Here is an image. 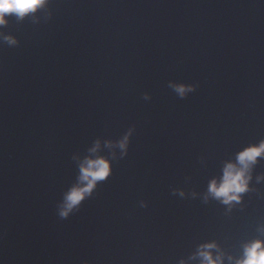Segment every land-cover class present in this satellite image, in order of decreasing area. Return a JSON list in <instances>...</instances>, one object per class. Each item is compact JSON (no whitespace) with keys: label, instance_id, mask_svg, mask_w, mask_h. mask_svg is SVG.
Listing matches in <instances>:
<instances>
[{"label":"water","instance_id":"obj_1","mask_svg":"<svg viewBox=\"0 0 264 264\" xmlns=\"http://www.w3.org/2000/svg\"><path fill=\"white\" fill-rule=\"evenodd\" d=\"M0 31L19 40L0 38V264H199L200 244L238 254L264 228V160L243 205L204 199L264 140V0H52ZM130 129L60 219L79 158Z\"/></svg>","mask_w":264,"mask_h":264},{"label":"clouds","instance_id":"obj_2","mask_svg":"<svg viewBox=\"0 0 264 264\" xmlns=\"http://www.w3.org/2000/svg\"><path fill=\"white\" fill-rule=\"evenodd\" d=\"M52 0H0V29L5 28L15 18L24 21L46 9ZM0 38L9 46L19 44L17 37L0 31ZM196 85L180 83L174 86L175 93L184 98L195 91ZM133 130H129L119 140H97L88 153L79 158L76 181L62 194L57 204V215L66 220L78 212L83 203L92 197L99 184L107 180L113 172V161L117 159L115 152L105 155L101 152L102 144L109 148L118 147L121 157L127 154ZM264 160V140L250 143L235 153L234 159L224 162L221 174L212 178L207 185L204 199L218 201L227 205L232 212L237 205H243L245 195L256 191L252 186L255 167ZM257 182L264 176H257ZM181 195L184 193L181 192ZM258 235L244 240L238 254L226 252L216 240L207 241L198 246L192 259L199 264H264V228L258 229ZM180 264H186L181 260Z\"/></svg>","mask_w":264,"mask_h":264}]
</instances>
